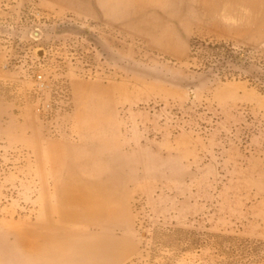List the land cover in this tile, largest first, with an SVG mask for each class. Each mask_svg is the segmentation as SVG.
Wrapping results in <instances>:
<instances>
[{"label": "rangeland", "instance_id": "rangeland-1", "mask_svg": "<svg viewBox=\"0 0 264 264\" xmlns=\"http://www.w3.org/2000/svg\"><path fill=\"white\" fill-rule=\"evenodd\" d=\"M1 59L0 264H264V0H0Z\"/></svg>", "mask_w": 264, "mask_h": 264}, {"label": "built area", "instance_id": "built-area-1", "mask_svg": "<svg viewBox=\"0 0 264 264\" xmlns=\"http://www.w3.org/2000/svg\"><path fill=\"white\" fill-rule=\"evenodd\" d=\"M9 67V62L4 63L2 59L0 60V70ZM32 77L36 92H41V95L35 99V109L45 125L47 134L50 136L62 134L64 128H69L67 116L72 113L74 107L69 83L67 80H62L60 83L51 82L52 79L42 69L35 70Z\"/></svg>", "mask_w": 264, "mask_h": 264}, {"label": "trees", "instance_id": "trees-1", "mask_svg": "<svg viewBox=\"0 0 264 264\" xmlns=\"http://www.w3.org/2000/svg\"><path fill=\"white\" fill-rule=\"evenodd\" d=\"M155 239L159 245H170L172 247L176 246L178 242H186L187 245L185 248H188L190 244H200L202 240L197 233L195 234L194 230L179 227L167 228L161 233V236L158 239L157 236H155ZM173 253L174 255H177L175 252ZM176 260L177 256L166 257V260L163 263L157 262L154 264H176Z\"/></svg>", "mask_w": 264, "mask_h": 264}]
</instances>
